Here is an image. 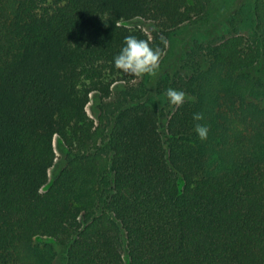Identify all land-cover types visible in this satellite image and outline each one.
Listing matches in <instances>:
<instances>
[{
  "label": "trees",
  "instance_id": "16d2710c",
  "mask_svg": "<svg viewBox=\"0 0 264 264\" xmlns=\"http://www.w3.org/2000/svg\"><path fill=\"white\" fill-rule=\"evenodd\" d=\"M209 11V0H0V264H57L59 251L62 264H264V79L250 74L264 0L247 36L238 10L227 37L191 49L187 75L158 80L160 110L113 66L126 36L165 53ZM170 87L186 93L179 107Z\"/></svg>",
  "mask_w": 264,
  "mask_h": 264
},
{
  "label": "rangeland",
  "instance_id": "374dc122",
  "mask_svg": "<svg viewBox=\"0 0 264 264\" xmlns=\"http://www.w3.org/2000/svg\"><path fill=\"white\" fill-rule=\"evenodd\" d=\"M210 11L205 23L184 25L177 31H175L167 42V47L162 60L160 61V67L154 74H145L142 77H136L133 81L134 84H145L146 100L151 105H156L160 110L164 101H160L157 97V84L158 80L165 76H173L176 72H182V75H187L181 71V67L184 63L190 60L188 54L195 44H208L216 43L229 34V21L235 15L238 10L243 11L246 14V21L241 25L240 33L247 36L253 29V15L252 8L257 0H209ZM131 26L138 25L143 27L144 30L148 29V24L141 19H137L129 23ZM196 60L203 67V59L201 57ZM205 67V66H204ZM252 76L258 75L264 79V57L250 70ZM189 75V73H188ZM187 98V97H186ZM159 99V101L157 100ZM165 102L171 105L167 98ZM87 113L90 115V110L87 108ZM54 146L57 148V142L54 139ZM57 159L53 169L49 171V177L53 173H57L61 168V156L56 152ZM45 241L44 238H36L35 242L39 243ZM62 251H59L57 257V264L61 263Z\"/></svg>",
  "mask_w": 264,
  "mask_h": 264
},
{
  "label": "clouds",
  "instance_id": "9594fccd",
  "mask_svg": "<svg viewBox=\"0 0 264 264\" xmlns=\"http://www.w3.org/2000/svg\"><path fill=\"white\" fill-rule=\"evenodd\" d=\"M163 54L162 49L158 46H152L149 40L129 35L124 38L123 46L119 53L114 56L113 66L133 77L151 75L159 69ZM166 97L170 104L179 107L185 102L186 93L170 87L166 89ZM192 119L196 122L194 131L198 138L200 140L207 139L209 128L206 124L200 123L204 120L203 114L194 113Z\"/></svg>",
  "mask_w": 264,
  "mask_h": 264
}]
</instances>
